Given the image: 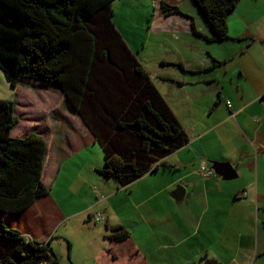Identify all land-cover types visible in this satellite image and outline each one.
<instances>
[{
    "label": "crops",
    "instance_id": "1",
    "mask_svg": "<svg viewBox=\"0 0 264 264\" xmlns=\"http://www.w3.org/2000/svg\"><path fill=\"white\" fill-rule=\"evenodd\" d=\"M148 1L130 0L145 11L131 17L142 23L137 58L151 80L153 75L161 82L158 90L188 142L156 169L119 186L97 171L103 159L93 164L83 155L95 142L68 102L75 118L51 124L46 142L42 180L46 174L49 192L19 215L17 226L27 238L42 237L51 245L60 222L70 226L85 215L93 222L101 213L99 247L78 254L75 264H264V0H240L227 20L230 38L220 42L202 36L212 32L194 0H164L178 7L172 14L161 10L163 0H153L152 15ZM137 23L126 24L125 32L115 23L131 50L125 35L139 49L140 32L127 29L140 27ZM2 73L0 83L6 86ZM68 126L77 134L68 133ZM58 129L71 151L64 141L54 142ZM211 160L230 161L237 177L202 176L201 161L211 165ZM58 179L61 191L52 194ZM179 184L185 187L183 198L172 196ZM81 199L87 204L76 205ZM3 215L12 225V215ZM117 226L129 232L126 240L108 238Z\"/></svg>",
    "mask_w": 264,
    "mask_h": 264
},
{
    "label": "trees",
    "instance_id": "2",
    "mask_svg": "<svg viewBox=\"0 0 264 264\" xmlns=\"http://www.w3.org/2000/svg\"><path fill=\"white\" fill-rule=\"evenodd\" d=\"M113 1L0 0V69L13 88L31 78L59 86L102 148L97 171L126 186L156 169L189 137L116 28ZM239 1L194 0L211 28V35L202 34L205 39L230 38L227 20ZM160 8L179 12L164 0ZM14 108L13 100L0 99L1 216H19L49 192L42 181L47 143L32 132L11 135ZM128 236L117 226L108 238L121 242ZM67 245L70 249L68 240ZM57 263L49 241L27 238L0 218V264Z\"/></svg>",
    "mask_w": 264,
    "mask_h": 264
},
{
    "label": "rangeland",
    "instance_id": "3",
    "mask_svg": "<svg viewBox=\"0 0 264 264\" xmlns=\"http://www.w3.org/2000/svg\"><path fill=\"white\" fill-rule=\"evenodd\" d=\"M147 4L150 5V15H152L154 10L153 0H149ZM193 4L195 5L197 11L200 12L197 4L194 1ZM112 7L114 10L113 20L118 25V27H121L123 32H125L126 24H130V22L137 23L135 20H132L131 17H134L135 19L136 17H139L145 12L142 9L133 7L130 4V0H116L112 4ZM137 24L140 27H138L135 24L133 26H136L137 28L128 26L127 29L130 31L137 30L138 32H140L139 36L136 38L137 42L139 43L138 45L139 49H137V47H135V45L130 41L129 35L128 34L125 35V38H127V40L129 41L130 45L132 46L131 48L133 52L136 54V56H138V54L140 53L141 46L143 44L141 43L143 39V35L141 34V32H143V30L141 29L142 23H137ZM190 24H191V20H190ZM189 27L191 28V25ZM150 66L152 67V65ZM2 72L3 71L0 70V73ZM3 74L4 73H2V75ZM152 77H153L152 78L153 83L158 88L161 82L159 81V79L154 78L153 75ZM172 97L173 96H169L168 98L171 103H174V99H172ZM0 99L13 100L15 103L14 117L17 119V122L15 123V125L11 130L12 136H23L25 134L32 132L43 137L46 142H49L51 138L50 132H52V128H50L51 124L59 125L62 121L68 123V120H65L64 116H66L68 119L75 118V116L71 113L68 101H65V96L62 93V91L58 89V86L56 87L52 84H47L46 82H43L41 80H37L33 78L22 80L21 84H19L16 88L11 87L7 82H6V86H3L2 83H0ZM79 123L81 125L82 122H80L79 120L78 124ZM71 128H72L71 126H68L67 128L68 133L77 134ZM53 129L55 130V126L53 127ZM57 131L58 132H56L55 134L56 139L54 140V142L56 144H59L60 142L64 141V144L66 146V141L60 134L59 132L60 130L58 129ZM62 145L63 143H61V147ZM67 147L70 148L69 145L66 146V149ZM84 147L86 148V146ZM75 155L76 156L74 157V159H77L79 155L77 154ZM83 155L84 156L89 155L90 161L93 164H98L99 162H102L103 159L102 148L97 142H95L91 146H88L87 150L85 149ZM65 156L66 154L64 152L63 153L60 152L61 158L62 157L65 158ZM66 161H69V159L66 158ZM43 178H44V180H42L43 182H47V183L49 182L46 174L44 175ZM60 191H61V179H58L52 186L51 193L56 194ZM85 200H86L85 202L87 203L89 202L88 198H85ZM87 203H84V201L81 199L76 202V205L82 206ZM1 215L0 218H2L6 226L19 229L17 224L19 221H21L22 219L20 218L21 216H14V215L11 216L10 222L13 225L11 226L6 221L5 215L3 216ZM49 219L50 217L48 215H46L43 218L45 222ZM64 227L65 224L60 222V224L56 228V232L55 230L52 231V233L54 232L56 233V235L52 238L51 240L52 243L50 247L52 251L55 253V255L58 257L57 264H75L74 260L75 257L78 256V254L88 255L91 252V250H95L99 247V243H100L99 227H101L104 230V225L102 222L94 223L92 221H89L87 215H85L84 219L82 218V216H78L76 219L72 221L70 226L68 225L65 228ZM62 232L64 233V236ZM65 236H69L67 237V239H69V241L71 242V250H69L68 248ZM38 240L47 241L45 238L42 237H39ZM84 264H93V262L91 260H87Z\"/></svg>",
    "mask_w": 264,
    "mask_h": 264
},
{
    "label": "water",
    "instance_id": "4",
    "mask_svg": "<svg viewBox=\"0 0 264 264\" xmlns=\"http://www.w3.org/2000/svg\"><path fill=\"white\" fill-rule=\"evenodd\" d=\"M211 167L215 170L217 175L222 176L225 180L234 179L237 177V172L230 161H216L211 160ZM185 187L181 184L177 185L172 191V196L175 198H183Z\"/></svg>",
    "mask_w": 264,
    "mask_h": 264
},
{
    "label": "built area",
    "instance_id": "5",
    "mask_svg": "<svg viewBox=\"0 0 264 264\" xmlns=\"http://www.w3.org/2000/svg\"><path fill=\"white\" fill-rule=\"evenodd\" d=\"M227 105L230 107L231 106V102L230 100L226 101ZM199 172L201 173L202 176L207 177V176H211V175H215V170L211 167V165H209L206 161H201V164L199 166ZM103 219L102 214L101 213H95L92 217V220L94 223H98L101 222Z\"/></svg>",
    "mask_w": 264,
    "mask_h": 264
},
{
    "label": "bare ground",
    "instance_id": "6",
    "mask_svg": "<svg viewBox=\"0 0 264 264\" xmlns=\"http://www.w3.org/2000/svg\"><path fill=\"white\" fill-rule=\"evenodd\" d=\"M43 261H41L40 263H42Z\"/></svg>",
    "mask_w": 264,
    "mask_h": 264
}]
</instances>
